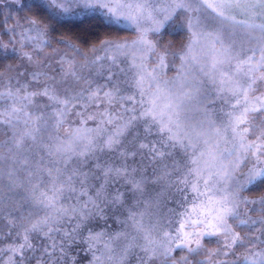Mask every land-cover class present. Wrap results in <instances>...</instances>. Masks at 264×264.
<instances>
[{"label":"snow or ice","instance_id":"obj_1","mask_svg":"<svg viewBox=\"0 0 264 264\" xmlns=\"http://www.w3.org/2000/svg\"><path fill=\"white\" fill-rule=\"evenodd\" d=\"M13 3L31 13L17 24L18 55L37 70L9 76L0 90V126L7 129L0 165L8 163V191L25 187L23 199L44 214L9 213L0 264H81L80 252L90 256L87 264H132L133 258L135 264H264V195H243L264 186V120L256 123L264 116V0ZM75 8L99 9L105 27L133 29L135 38L106 37L82 52L79 37L58 31ZM17 26L7 31L15 36ZM173 26L188 34L178 53L153 38ZM29 45L31 51H23ZM0 48L7 51L8 44ZM11 51L17 54L14 46ZM170 55L180 60L172 79L165 78ZM121 57L134 69L127 81L131 94L112 71L127 75ZM84 68L96 70L105 84L82 76ZM26 75L31 81L20 79ZM69 77L85 86L62 91ZM204 100L222 101V117ZM40 104L52 115L33 110ZM73 115L79 124L65 129ZM61 129L63 136L53 134ZM19 172L26 173V184ZM4 174L0 168V179ZM149 185L160 189L155 200L146 198ZM169 189L181 197L183 210L169 209L175 220L165 226L151 209ZM253 212L260 218L252 219ZM214 237L221 246L206 250L205 240ZM202 254L204 260H195Z\"/></svg>","mask_w":264,"mask_h":264},{"label":"trees","instance_id":"obj_2","mask_svg":"<svg viewBox=\"0 0 264 264\" xmlns=\"http://www.w3.org/2000/svg\"><path fill=\"white\" fill-rule=\"evenodd\" d=\"M28 3H31V0H27ZM19 5L13 3V0H4L0 2V42H7L8 40V32L6 30V27L13 24L14 22H24L25 18L30 16L31 13L27 11H18ZM63 19L70 21V23L64 25V27L59 28L58 31L65 35L66 37H79L82 43L79 44L81 47V51L85 52L87 49L91 48L94 44H99V41L101 39H104L106 37H111L114 39H120V40H133L135 38V31L133 29L129 28H121V29H115V28H109L105 27L102 23L103 17L101 14L91 11V10H84V9H74L73 14L63 17ZM183 18L179 19L177 23H182ZM154 39H158L160 48L163 49L165 46H178V51L174 50L173 48H168L169 52H175L178 53L183 46L187 42L188 34L186 29L180 30L179 28L173 26L169 27L166 31H164L159 37H153ZM55 39V38H54ZM52 48H57L63 51V48L61 45H58L56 43L52 44ZM50 49H46L45 52L48 53ZM251 54V53H249ZM91 56L92 54L89 53ZM123 58V57H121ZM155 59L156 57H153L152 61L149 62L150 68L155 66ZM81 62V61H80ZM167 63L169 64V67L165 70L166 71V77L168 79L175 78L177 76V72L180 66V60L178 58L173 59V57L170 55L168 57ZM22 67V60L18 54L10 53L7 51H4L2 48H0V77H3L4 80L0 81V90H3L4 86L8 82V77L12 76L15 77L17 74L14 75V72L17 71ZM93 70V69H89ZM21 72H28L25 69H21ZM115 72L120 75V71L115 67ZM90 78H93L94 81H96L99 84L101 83L102 79H105L103 76H99L95 74V76H91ZM26 80V76L22 77V81ZM12 83L15 84V79L12 80ZM35 86V85H33ZM207 87H211L208 85ZM80 88V87H79ZM79 88L74 87H62L63 89L68 90V94H71L73 90H79ZM107 90V89H105ZM134 91V89H130L128 94H131V92ZM261 92H264V87L260 88ZM257 95L259 93H256ZM211 95L214 97L215 93L211 92ZM38 101H42L43 104H47V99H44L43 97H37ZM43 104H40L38 107L33 108L34 111H43L47 114V116L52 115L53 109L51 107L44 108ZM204 104L209 108L213 109L216 113L217 118L219 119L222 117V113L220 111L221 107H227L226 105L222 104V101L216 100L214 103L209 100H204ZM47 118V117H46ZM261 120H264V116H260V118L256 121L257 124L261 122ZM54 121H49V124L53 123ZM71 124L72 127H75L79 124V119L75 117L74 115L70 118L68 123L65 124V129L68 127V125ZM89 127H95V123L92 121L88 122ZM51 131V129H49ZM7 129L0 126V143H2L5 139H7ZM54 135H60L63 136L65 134L64 129H61L59 133H53ZM44 139L48 140V132L43 133ZM7 149H4L2 153L0 154H6ZM36 159H39V156L35 157ZM140 157H137V160H139ZM182 159V155H181ZM118 163L119 160H116ZM131 163V161H129ZM0 168L3 169V172L5 173L0 179V186H3V193L0 195V246H3L7 244L8 236H9V228L11 225L9 224V213L11 214V217H19L22 213L23 215L27 216L29 212H33L36 215L43 216L44 212L42 209L37 208L33 202L29 200L23 199V197H26L29 195V193L26 191L25 187H20L15 189L13 192H9L7 189V185L9 183L8 177L6 175V172L8 170V163L5 162L4 164L0 165ZM19 179L26 184V173L19 172L18 173ZM160 191L158 186L155 185H149L148 191L146 193V198L151 197L152 199H156V193ZM248 199H258L261 195H264V186L261 187H253L250 191H246L243 194ZM160 203L158 207H153L151 209L152 212L156 214V217H158L162 224L165 226L168 225L169 218L175 220V216L172 212L169 211V209H177L178 211H182L183 209L180 207V204L178 203L181 200V197L175 193L174 189H169L164 192V195L159 198ZM249 207H258V205H249ZM243 211V209H242ZM126 215V213H125ZM252 219H259L258 213H251L250 214ZM124 217L122 216L121 219ZM109 223L113 224L114 227H120L119 225L115 224V221L112 220ZM236 223H239L237 221ZM246 227V226H243ZM130 230V229H129ZM107 239V237H105ZM217 238H212L209 240L210 243H213L216 241ZM205 244V243H204ZM99 247H103V244L98 245ZM181 253L178 251L176 253L177 258ZM79 258L81 261V264H87V259L89 257H85L83 252L79 253ZM197 258V259H196ZM199 257H195V260L198 261ZM132 264H135V260L133 258Z\"/></svg>","mask_w":264,"mask_h":264},{"label":"rangeland","instance_id":"obj_3","mask_svg":"<svg viewBox=\"0 0 264 264\" xmlns=\"http://www.w3.org/2000/svg\"><path fill=\"white\" fill-rule=\"evenodd\" d=\"M2 1H4V0H0V2H2ZM77 9H80V8H77ZM90 10L101 14V10H99V9H90ZM18 23L19 24H24V22L17 21V22H14L13 24L7 26L6 27V30H8L9 28H12L14 26H17ZM26 26L27 25H25V27ZM20 31H21V29L18 26L16 27V33L17 34L15 36H13V34L10 31H7L8 32V35H9L7 42H0V44H8V50H7V52L13 53L11 51V48L14 46L17 49V54L20 53V51H21V49H20L21 37L19 35V32ZM170 48H173L177 52L179 47L178 46L173 47V45H172V46H170ZM23 51H31V46L29 45V46L25 47L23 49ZM47 54L48 53H46V52H42L40 54L41 59H43ZM121 61H122L121 67H124L128 71H127V75H125L124 73H121L120 75H118V81L120 82L121 87L124 88L127 91V93H128L130 89H133V88L129 87V84L127 83V81L130 80V78L132 76V72L134 71V69H130V60H128V59H126V58L123 57V58H121ZM155 62H156V59H155ZM77 63L80 64V63H82V61L80 62L78 60ZM108 64H109V62L105 61V69H104L105 74L108 71ZM148 66L150 67L149 64H148ZM52 67L58 69L59 68V65H57V64H55L53 62ZM25 68H26V71H28L26 73H31V72L37 70L35 65L29 64L27 60H22V67L20 69H18L17 71H15L14 72V75L17 74L18 72H21L20 71L21 69H25ZM116 68L119 70L118 67H116ZM44 70L45 71H48L50 75H57V78L59 79L60 74L58 72L53 73L52 72V68H45ZM112 71L115 72V67L112 68ZM80 74L82 76H84L85 78H88V79H92L93 80V78H90V77L91 76H95L96 70H89L88 68H84V69H80ZM20 79L22 80V77ZM1 80H4V78L3 77H0V81ZM26 80L31 81L30 75H26ZM101 83L102 84H105V79H102L101 80ZM83 86H85L83 84V81H81L79 84H77L71 77L68 78L67 83H65L64 85H62V87H74V88H79V87H83ZM93 86L95 87V84ZM33 87H36V85L33 86ZM261 87H264V84H262ZM43 98L46 99L45 97H43ZM238 231L241 232V235H244L247 232V227H243V225H242L240 227V229H238ZM204 243H205V249L206 250H215L217 247H220L221 246L220 244L217 243V239L213 243H210L209 240H205ZM243 251H244L243 249H239V252L242 253ZM198 257H199L198 261L204 260L205 259V254H202V255H200ZM231 259H232V257H229V261H231Z\"/></svg>","mask_w":264,"mask_h":264}]
</instances>
